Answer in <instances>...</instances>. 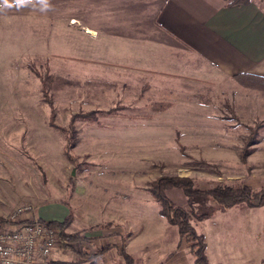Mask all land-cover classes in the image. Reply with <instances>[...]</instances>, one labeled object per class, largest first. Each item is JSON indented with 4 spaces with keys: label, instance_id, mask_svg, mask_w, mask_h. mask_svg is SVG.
Wrapping results in <instances>:
<instances>
[{
    "label": "rangeland",
    "instance_id": "obj_1",
    "mask_svg": "<svg viewBox=\"0 0 264 264\" xmlns=\"http://www.w3.org/2000/svg\"><path fill=\"white\" fill-rule=\"evenodd\" d=\"M9 71L0 65V216L30 204L66 214L65 233L94 235L67 241L58 264L88 261L105 244L124 249L131 238L134 251L171 242L177 228L150 192L160 176L202 189L264 179L263 83L229 92L160 80L106 91L33 62L25 76ZM165 194L190 219L214 205L177 187ZM163 252L151 248L142 263Z\"/></svg>",
    "mask_w": 264,
    "mask_h": 264
},
{
    "label": "crops",
    "instance_id": "obj_2",
    "mask_svg": "<svg viewBox=\"0 0 264 264\" xmlns=\"http://www.w3.org/2000/svg\"><path fill=\"white\" fill-rule=\"evenodd\" d=\"M30 62L68 83H97L106 91L160 80L202 90H243L234 75L264 77V0H26L23 5L0 0V65L25 76ZM263 181L248 177L243 184L257 190ZM213 204L202 218L190 219L203 236L207 264H264V207ZM38 215L51 221L66 214ZM90 233L81 236L89 242ZM111 245L79 264H121L122 247ZM160 247L163 255L148 264L193 263L178 233L169 243H143L139 251L131 238L124 250L133 264L137 259L143 264L147 252Z\"/></svg>",
    "mask_w": 264,
    "mask_h": 264
},
{
    "label": "trees",
    "instance_id": "obj_3",
    "mask_svg": "<svg viewBox=\"0 0 264 264\" xmlns=\"http://www.w3.org/2000/svg\"><path fill=\"white\" fill-rule=\"evenodd\" d=\"M250 0H228V4L248 3ZM233 79L243 87L261 88L253 81L264 84V77L250 74H237ZM264 89V87H263ZM171 187L181 188L187 197L202 196L214 202L220 209L229 208L238 203H245L248 206L264 207V188L252 191L248 186H233L216 184L208 189H202L194 186L193 181L188 177L178 176H160L156 178L150 188L152 197L160 204V214L166 219L167 223L177 228L180 239L189 245L190 253L193 257L192 264H207L204 254L203 236L196 232L190 222L189 214L182 208L171 203L165 194V190ZM203 214L201 217H203ZM49 223L59 229L60 237L63 245H67V241H77L86 239L77 234L65 233L64 228L68 223V217L62 220H51ZM112 247L111 244H105L98 249L92 256H97L106 252ZM121 264H133V258L123 249H118Z\"/></svg>",
    "mask_w": 264,
    "mask_h": 264
},
{
    "label": "built area",
    "instance_id": "obj_4",
    "mask_svg": "<svg viewBox=\"0 0 264 264\" xmlns=\"http://www.w3.org/2000/svg\"><path fill=\"white\" fill-rule=\"evenodd\" d=\"M63 246L59 229L42 219L30 204L0 216V264H58Z\"/></svg>",
    "mask_w": 264,
    "mask_h": 264
},
{
    "label": "clouds",
    "instance_id": "obj_5",
    "mask_svg": "<svg viewBox=\"0 0 264 264\" xmlns=\"http://www.w3.org/2000/svg\"><path fill=\"white\" fill-rule=\"evenodd\" d=\"M3 2L6 4L7 0H3ZM26 2V0H16L17 5H23Z\"/></svg>",
    "mask_w": 264,
    "mask_h": 264
}]
</instances>
